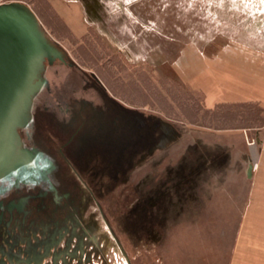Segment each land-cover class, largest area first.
<instances>
[{
	"label": "flooded vegetation",
	"instance_id": "af4514ba",
	"mask_svg": "<svg viewBox=\"0 0 264 264\" xmlns=\"http://www.w3.org/2000/svg\"><path fill=\"white\" fill-rule=\"evenodd\" d=\"M64 53L47 65L32 122L18 130L30 153L24 175L0 179V264H106L110 243L131 264L120 235L134 248L159 245L183 214L160 160L187 138L167 119L120 101Z\"/></svg>",
	"mask_w": 264,
	"mask_h": 264
},
{
	"label": "rangeland",
	"instance_id": "374dc122",
	"mask_svg": "<svg viewBox=\"0 0 264 264\" xmlns=\"http://www.w3.org/2000/svg\"><path fill=\"white\" fill-rule=\"evenodd\" d=\"M93 1L80 4L92 7ZM77 18L86 31L69 28L70 18L40 21L113 96L176 124L184 138L232 125L257 128L258 119L264 120L255 102L231 101L246 97V90L256 93L257 80L264 79V0H101L98 14L83 11ZM206 97L221 103L208 108ZM227 112L237 117L228 118ZM252 213L240 235V226H229L222 217L201 227H172L164 242L148 248L140 243L134 248L119 237L131 264H264V227ZM108 245L106 264H128Z\"/></svg>",
	"mask_w": 264,
	"mask_h": 264
},
{
	"label": "crops",
	"instance_id": "0c3cea01",
	"mask_svg": "<svg viewBox=\"0 0 264 264\" xmlns=\"http://www.w3.org/2000/svg\"><path fill=\"white\" fill-rule=\"evenodd\" d=\"M14 1L32 6L40 20L70 18L71 26L67 25L69 28L81 27L85 31L86 25L77 17L83 11L98 14L99 8L101 10V0H94L92 7H83L80 0ZM54 13L56 15H52ZM245 79L244 77V81ZM257 81L260 86L256 93L246 90V97L231 101H253L262 108L264 115V79ZM210 99L206 97L208 108L221 103V100L214 99L211 102ZM206 131L202 133L206 137L200 135L196 139L181 140L167 157L160 160V176L163 178L165 174L168 186L175 187L178 191L172 198L174 210L183 212L172 219L179 221L174 225L201 227L204 223L212 220L216 222L223 217L229 226H240V235L244 231L245 221L252 219V212L255 211L256 218L260 221L258 226L264 227V126ZM250 140H254L253 146L248 144ZM191 147L196 148V155L188 152ZM157 168L158 166L149 168L153 173L152 181L159 176ZM250 181L256 183L249 186ZM254 195L256 202H252ZM240 247L237 254H241L242 241Z\"/></svg>",
	"mask_w": 264,
	"mask_h": 264
},
{
	"label": "water",
	"instance_id": "95a60500",
	"mask_svg": "<svg viewBox=\"0 0 264 264\" xmlns=\"http://www.w3.org/2000/svg\"><path fill=\"white\" fill-rule=\"evenodd\" d=\"M64 56L26 3L0 4V179L16 182L24 175L30 153L21 148L18 130L32 122L33 98L47 87V65Z\"/></svg>",
	"mask_w": 264,
	"mask_h": 264
},
{
	"label": "trees",
	"instance_id": "16d2710c",
	"mask_svg": "<svg viewBox=\"0 0 264 264\" xmlns=\"http://www.w3.org/2000/svg\"><path fill=\"white\" fill-rule=\"evenodd\" d=\"M222 105V104H221ZM221 105L219 104L218 106H216V108L217 109H219V107H221ZM233 105H235V104H233ZM241 107V106H240ZM244 108H246V107H251V105H249V104H246V103H244V106H243ZM256 107V106H255ZM215 108V109H216ZM242 108V107H241ZM255 111H257L256 113H262L263 112V110H262V108H260L259 106H257L255 109H254ZM227 115H228V118H233V119H235L236 117H237V115L236 114H232V113H230V112H227ZM228 118H226L227 120H228ZM245 119V118H244ZM259 120V122H260V126L259 127H262V126H264V120L262 119V118H260V119H258ZM244 127H248V128H251L252 126H250L249 124H246V125H244V126H235V125H232V127H228V128H217L218 130H223V129H243Z\"/></svg>",
	"mask_w": 264,
	"mask_h": 264
},
{
	"label": "built area",
	"instance_id": "2783aa9c",
	"mask_svg": "<svg viewBox=\"0 0 264 264\" xmlns=\"http://www.w3.org/2000/svg\"><path fill=\"white\" fill-rule=\"evenodd\" d=\"M3 2H5V0H0V4L3 3ZM248 144H249L250 146H253V145H254V140H250V141H248Z\"/></svg>",
	"mask_w": 264,
	"mask_h": 264
}]
</instances>
